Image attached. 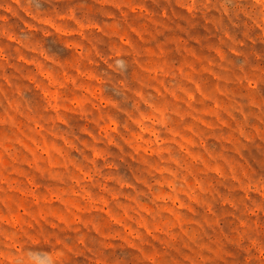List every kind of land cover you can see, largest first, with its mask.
Masks as SVG:
<instances>
[{"label":"rangeland","instance_id":"rangeland-1","mask_svg":"<svg viewBox=\"0 0 264 264\" xmlns=\"http://www.w3.org/2000/svg\"><path fill=\"white\" fill-rule=\"evenodd\" d=\"M0 264H264V0H0Z\"/></svg>","mask_w":264,"mask_h":264}]
</instances>
